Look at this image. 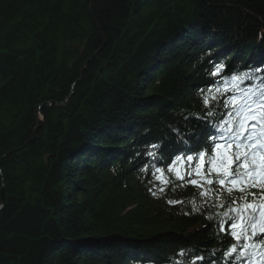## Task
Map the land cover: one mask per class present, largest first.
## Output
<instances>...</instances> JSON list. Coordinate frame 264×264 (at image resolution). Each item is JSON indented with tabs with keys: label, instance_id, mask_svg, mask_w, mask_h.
Returning <instances> with one entry per match:
<instances>
[{
	"label": "trees",
	"instance_id": "obj_1",
	"mask_svg": "<svg viewBox=\"0 0 264 264\" xmlns=\"http://www.w3.org/2000/svg\"><path fill=\"white\" fill-rule=\"evenodd\" d=\"M233 77L264 87V0H0V264H236L243 194L190 183Z\"/></svg>",
	"mask_w": 264,
	"mask_h": 264
},
{
	"label": "snow or ice",
	"instance_id": "obj_2",
	"mask_svg": "<svg viewBox=\"0 0 264 264\" xmlns=\"http://www.w3.org/2000/svg\"><path fill=\"white\" fill-rule=\"evenodd\" d=\"M223 71L224 66L217 65L212 75L218 77ZM232 79L231 88L210 87L208 94L204 96V106L209 108L212 102L218 101L225 92H232L231 96L223 100V107L228 110L226 113L228 119H222L216 128V134L210 136L214 144L211 149L214 155L208 159L211 167L203 170L206 153L200 151V163L195 169L198 179H192L190 183L200 186L216 182L229 196L237 190L243 194L240 200L245 202L240 203L233 199L231 202L233 207L223 213V218L219 222L220 229L223 230L225 220H231L232 237L238 242L243 241V250L238 251L234 244L228 249L226 256L232 257L236 264H244L245 261L248 264H256V261L264 264V87H241L244 83L243 78ZM248 83L251 85V81ZM261 85H264V79L261 80ZM213 115L212 111L207 112L208 117ZM181 159L177 157V160ZM187 160L193 161V156L188 155ZM175 163L176 161H173V166H170L168 171H175L177 179H183L184 175H192L191 171L182 173L175 167ZM155 171L159 173L162 169L156 168ZM156 179L164 182L162 176L158 175ZM253 188L258 191L251 192L250 189ZM207 194L201 192V195ZM249 196L250 202L247 200ZM169 203L175 204L176 201Z\"/></svg>",
	"mask_w": 264,
	"mask_h": 264
},
{
	"label": "water",
	"instance_id": "obj_3",
	"mask_svg": "<svg viewBox=\"0 0 264 264\" xmlns=\"http://www.w3.org/2000/svg\"><path fill=\"white\" fill-rule=\"evenodd\" d=\"M3 203V189H1V194H0V204Z\"/></svg>",
	"mask_w": 264,
	"mask_h": 264
},
{
	"label": "bare ground",
	"instance_id": "obj_4",
	"mask_svg": "<svg viewBox=\"0 0 264 264\" xmlns=\"http://www.w3.org/2000/svg\"><path fill=\"white\" fill-rule=\"evenodd\" d=\"M217 81H219V80H217ZM214 86V85H213ZM209 142H211V144H212V141L211 140H209ZM190 152V150L188 149V153ZM186 154H187V150H186Z\"/></svg>",
	"mask_w": 264,
	"mask_h": 264
}]
</instances>
